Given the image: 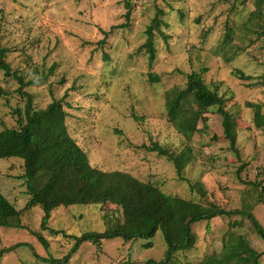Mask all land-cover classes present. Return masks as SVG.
<instances>
[{
  "label": "rangeland",
  "instance_id": "obj_1",
  "mask_svg": "<svg viewBox=\"0 0 264 264\" xmlns=\"http://www.w3.org/2000/svg\"><path fill=\"white\" fill-rule=\"evenodd\" d=\"M125 1L0 0V49L8 51L5 61L26 80L33 69L38 76L47 75L45 84L25 89L36 108L66 95L67 131L92 167L128 173L166 194L212 203L225 211L251 213L264 230V204L257 201L260 189L238 180L264 186V125L257 128L254 124V106L264 117V0L260 5L254 0H132L130 19L124 24ZM158 10L164 13L166 27L161 30L167 38L155 34V60L149 64L147 55L137 50ZM227 30L231 32L229 45L223 44ZM200 69H206L204 82L218 86L227 99V109L236 121L238 157L230 151L221 117L213 111L206 115V128L189 139L167 121L165 91L183 87L186 75ZM234 71L247 79L236 78ZM149 74L159 81L149 82ZM17 87L15 80L4 78L0 71V88L7 92L0 98V131L16 128L13 110L23 106ZM154 142L174 153L190 150L192 161L183 172L186 181L177 178L166 158L145 151L143 147ZM22 172L21 161L0 159L1 193L21 210L24 227L0 228V250L15 247L2 255L0 264L163 260L166 245L157 231L149 248L143 246L147 239L114 238L103 240L99 247L83 242L62 261L73 240L41 229L43 212L26 207L29 197L24 181L18 178ZM188 182L202 184L204 199L189 190ZM106 216L120 219L119 209L110 204L58 207L46 226L80 236L102 232ZM191 230L195 245L176 253L169 264L196 263L219 252L229 233L242 235L254 250L264 251V242L241 214L214 217L192 225ZM36 235L45 239L46 247ZM49 258L58 263H46L44 259ZM260 263L264 264V255Z\"/></svg>",
  "mask_w": 264,
  "mask_h": 264
},
{
  "label": "trees",
  "instance_id": "obj_2",
  "mask_svg": "<svg viewBox=\"0 0 264 264\" xmlns=\"http://www.w3.org/2000/svg\"><path fill=\"white\" fill-rule=\"evenodd\" d=\"M131 1L124 2V24L130 19ZM254 2L260 5L263 0ZM163 15L161 10L156 12L145 29L144 43L137 50L147 55L149 64L155 60V34H160L163 40L167 38L161 30L162 27H166L162 20ZM250 15H253V12ZM119 27L123 28L124 25L121 24ZM230 41L231 32L227 30L223 44L229 45ZM7 53V50L0 49V71L4 78L16 81L18 85L16 92L21 97L23 106L13 110L16 128H5L0 131V159L15 158L21 161L23 172L18 178L24 181L29 197L26 207H39L42 210L41 229L49 231L51 236L60 235L73 240V245L62 261L76 253L83 242L99 247L103 240L114 238H121L125 242L147 239L143 246L149 248L152 246L149 240L160 231L166 245L163 260L156 262L149 259L145 264H169L176 253L188 251L195 245L196 237L191 230L192 225L209 222L214 217L234 214H241L247 218L254 232L264 242V230L251 213L225 211L212 203H200L166 194L158 186L141 182L128 173L106 172L92 167L84 151L67 131L66 95L52 100L44 108H36L32 94L25 89L45 84L47 75L38 76L39 72L33 69L32 77L26 80L24 74L12 71L5 61ZM205 72L206 69L192 71L186 75L183 87H172L165 91L167 121L179 135L189 139L206 128V115L213 111L221 117L223 136L228 141L230 151L238 157L239 153L235 146L236 121L227 109V99L218 92V86H210L204 82ZM232 74L241 80L247 79L238 71ZM148 79L151 83L159 81L158 77L152 74L148 75ZM6 96L7 92L0 88V98ZM254 108V124L260 128L264 125V117L260 114L258 106ZM199 124H202L201 129ZM143 148L147 152H154L166 158L172 164L177 178L186 181L183 172L192 161L189 149L174 153L155 142ZM238 180L245 185L259 188L257 201L264 204V186L261 182L242 181L239 177ZM188 185L192 193L204 199L206 191L201 183L188 182ZM105 204L118 208L120 219L106 216V226L102 232L90 231L74 236L46 226L50 213L58 207ZM20 216L21 210L15 209L0 189V228H24L20 223ZM36 236L46 247L45 239ZM14 248L0 250V258ZM263 255L264 251L254 250L242 235L229 233L222 239L219 252L211 253L191 264H261L260 259ZM44 261L58 263V260L52 258Z\"/></svg>",
  "mask_w": 264,
  "mask_h": 264
}]
</instances>
